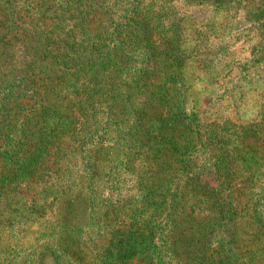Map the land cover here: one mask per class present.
I'll return each instance as SVG.
<instances>
[{"label":"trees","instance_id":"1","mask_svg":"<svg viewBox=\"0 0 264 264\" xmlns=\"http://www.w3.org/2000/svg\"><path fill=\"white\" fill-rule=\"evenodd\" d=\"M238 10L264 37V0H0L8 177L52 206L54 262L264 264V182L243 147L264 121L192 101L225 54L198 17L226 27Z\"/></svg>","mask_w":264,"mask_h":264},{"label":"rangeland","instance_id":"2","mask_svg":"<svg viewBox=\"0 0 264 264\" xmlns=\"http://www.w3.org/2000/svg\"><path fill=\"white\" fill-rule=\"evenodd\" d=\"M229 15V19L225 18L226 27L221 25L220 28L217 25L224 14L201 12L198 17V21L200 18L203 23L210 20L213 24L212 35L216 38L211 40L210 37V49L217 52V46H224L225 54L236 61V65L226 68L223 65L226 60L220 59L225 54L221 52L217 55L220 58H212L218 64L210 75L195 74L196 78L190 79L193 107L205 116L208 111L207 116H216L218 120L232 117L255 125L264 121V64L259 67L253 59L264 52V37H259L255 25L247 21L240 10ZM243 144L257 163L254 165L264 182V125L260 136L250 133ZM11 145L13 143L0 134V264H60L51 256L54 247L50 233L52 224L48 221L53 220L52 206L44 207L43 198L34 185H19L9 180L12 164L6 152L11 151ZM261 195L264 197V193ZM106 196L104 188L102 198ZM259 241L264 248V235ZM44 246L49 253L43 252ZM82 261L81 264H93L87 258Z\"/></svg>","mask_w":264,"mask_h":264}]
</instances>
